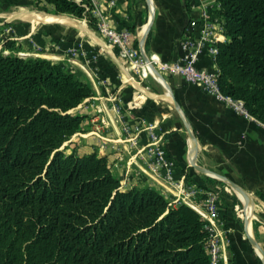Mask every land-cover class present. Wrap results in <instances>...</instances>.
I'll return each instance as SVG.
<instances>
[{
	"label": "trees",
	"instance_id": "trees-1",
	"mask_svg": "<svg viewBox=\"0 0 264 264\" xmlns=\"http://www.w3.org/2000/svg\"><path fill=\"white\" fill-rule=\"evenodd\" d=\"M36 1L96 27L91 0ZM215 1L225 37L216 42L214 58L219 90L241 100L264 123V0ZM124 13L122 27L136 34L147 7L137 9L127 0ZM138 42L133 40L136 49ZM5 48L8 54L0 52V264H210L207 222L195 209L170 206L153 186L124 190L106 157L61 149L82 131V116L70 110L94 94L91 84L59 63L17 55L11 41ZM201 180L198 197L217 192L226 229L239 199L223 181Z\"/></svg>",
	"mask_w": 264,
	"mask_h": 264
},
{
	"label": "crops",
	"instance_id": "crops-1",
	"mask_svg": "<svg viewBox=\"0 0 264 264\" xmlns=\"http://www.w3.org/2000/svg\"><path fill=\"white\" fill-rule=\"evenodd\" d=\"M130 1L137 9L147 7L146 23L153 12L147 48L140 43L142 25L129 39L131 46L137 38L138 49H135L141 55L143 49L149 57L154 55L169 62L178 60L182 55L180 40L189 21L197 17L200 1ZM31 3L0 0V28L7 30L9 26L10 37H16L11 39L28 51V55L59 63L91 84L94 94L70 110L83 118L82 131L78 133L82 144L76 152H96L106 157L124 190L153 186L163 192L140 151L147 142L146 132L129 140L122 129L123 118L134 127H141L139 120H145L161 134L166 154L176 164L178 177L198 183L202 182V176L215 178L190 166L193 160L223 176L231 184L223 181L225 186L239 199L240 205L234 206L232 217L227 218L226 229H220L219 264H264L253 244L255 241L264 250V198L257 196V192L264 196V125L238 114L201 87L187 84L179 75L158 72L159 77L148 75L141 79L140 73L125 63L120 48L100 29L104 23L108 30H125L120 20L125 17L127 0H91V13L99 23L97 29L87 18L56 14L49 5L44 10L34 8ZM214 65L209 56L200 61L201 67ZM143 82L147 86L145 96L137 99L135 108H128L134 88ZM202 200L198 196L194 199L198 208Z\"/></svg>",
	"mask_w": 264,
	"mask_h": 264
},
{
	"label": "built area",
	"instance_id": "built-area-1",
	"mask_svg": "<svg viewBox=\"0 0 264 264\" xmlns=\"http://www.w3.org/2000/svg\"><path fill=\"white\" fill-rule=\"evenodd\" d=\"M199 1L200 11L197 17L189 21L188 27L179 43L182 55L176 61H162L154 55L146 56L147 59H144L143 55L130 44L131 32L127 30L111 31L107 29L104 23L100 24V29L104 30L112 43L120 48L122 55L125 57V63H128L132 70L140 73L141 79H145L148 75L154 76L151 67L158 72L179 75L187 84L201 87L207 94L225 102L238 114L260 125H264V123L258 121L247 112L241 100L233 99L220 92L216 64L214 67L200 66V61L204 56H209L215 63L216 42L225 41V37L222 33V22L217 11L216 1ZM96 27L99 28L98 22ZM138 54L141 57H138ZM146 90L147 86L144 82L138 88H134L131 98L127 102V107L135 108L137 99L145 96ZM121 121L123 132L128 135L129 140H134L142 131L146 132L147 142L140 148V151L144 154V163L158 178L163 194L170 206H177L180 203L187 204L195 209L207 222V250L210 256V264H219L221 257L220 229L223 228V223L221 221L217 192L205 191L201 206L198 208L194 199L203 191L198 187V182H191L186 180L184 176H177L176 164L167 156L162 144L161 134L154 130L155 126L147 124L143 119L139 120L141 121V127L132 126L129 120L125 118L121 119ZM131 134L133 135L130 136ZM225 189L230 192L229 187L225 186Z\"/></svg>",
	"mask_w": 264,
	"mask_h": 264
},
{
	"label": "rangeland",
	"instance_id": "rangeland-1",
	"mask_svg": "<svg viewBox=\"0 0 264 264\" xmlns=\"http://www.w3.org/2000/svg\"><path fill=\"white\" fill-rule=\"evenodd\" d=\"M30 2H32L31 4L33 5L34 8H35V7H38V8H40V9L47 10V9H46L47 6H44L43 3H41V2L38 3L36 0H30ZM134 4H135V3H134ZM143 7H145V5L142 6L141 8H143ZM145 16H146V18H147L148 13H145ZM0 23H1V21H0ZM145 23H146V22H145ZM145 23H144V24H145ZM96 24H97V21H96ZM144 24H143V25H144ZM143 25L140 26V28H139V30H140L141 32L144 30V29H143ZM94 28L97 29V27H94ZM9 31L11 32L9 26H8L7 30H5V29H1V28H0V52L6 53V54L9 53V50L5 48V43L11 41V42H13V43L15 44V41H13V39L16 38L15 36L10 37V36H11V33H9ZM11 38H13V39H11ZM15 46H17V47L19 48V50L16 52L17 55H19V56H21V57H35L34 55H28L29 52L26 51V50H22L21 46L16 45V44H15ZM138 57H141V56L138 54ZM142 57H143V56H142ZM78 133H79V132L75 133V134L71 137V139H70L69 141L65 142V143L63 144V146L61 147V149H62L65 153H69L71 148H75V150H77V148H79L80 144H82V139H80V137L78 136ZM65 148H66V149H65ZM121 188H122V185H121Z\"/></svg>",
	"mask_w": 264,
	"mask_h": 264
},
{
	"label": "water",
	"instance_id": "water-1",
	"mask_svg": "<svg viewBox=\"0 0 264 264\" xmlns=\"http://www.w3.org/2000/svg\"><path fill=\"white\" fill-rule=\"evenodd\" d=\"M152 21H153V12L151 13L150 18L148 19L147 23L145 24L144 33H143V35H142V37H141V39H140V43H141V46H142V47H143V44H144L145 38H146V36H147V34H148L150 28H151ZM141 52H142V55H143L144 59H147L143 49H141ZM151 69H152V71H153V73H154L155 76H158V77L160 76L157 70H155V69L152 68V67H151ZM191 135H192V134H191ZM190 166H192L193 168H195V169H197V170H199L200 172H203V173H205V174L213 175L215 178L224 181V182L227 183L228 185H231V184H230V183H229V182H228L223 176H221V175H219V174H216V173H212V172L209 171L208 169H206V168H204V167L198 165L197 163H195L193 160L191 161ZM232 186H233V185H232ZM233 188H234V187H233ZM235 190H238V191L241 192V190H239V189H237V188H235ZM253 244H254L255 248L257 249V251L259 252V254H260V256H261V258H262V260H263V262H264V250H263V249L259 246V244H257L255 241H253Z\"/></svg>",
	"mask_w": 264,
	"mask_h": 264
}]
</instances>
